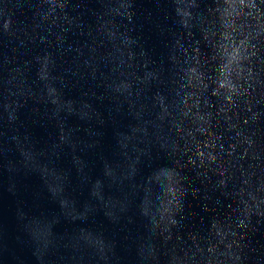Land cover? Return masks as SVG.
<instances>
[{"label":"water","instance_id":"95a60500","mask_svg":"<svg viewBox=\"0 0 264 264\" xmlns=\"http://www.w3.org/2000/svg\"><path fill=\"white\" fill-rule=\"evenodd\" d=\"M0 264H264V0H0Z\"/></svg>","mask_w":264,"mask_h":264}]
</instances>
